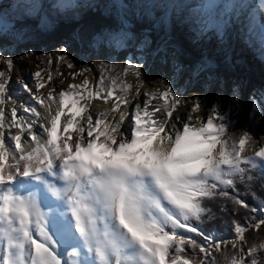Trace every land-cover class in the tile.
<instances>
[{"label":"snow or ice","instance_id":"obj_1","mask_svg":"<svg viewBox=\"0 0 264 264\" xmlns=\"http://www.w3.org/2000/svg\"><path fill=\"white\" fill-rule=\"evenodd\" d=\"M238 6L229 0L225 8ZM255 27L250 15L249 32ZM258 35L264 42V24ZM60 52L55 59L73 69L68 50ZM46 63L50 68L53 58ZM0 64L8 69L0 70V264H262L257 253L264 244L246 253L243 242L249 228L264 225V208L249 205L237 188L238 181L256 179L254 169H264V144L256 150L255 137L245 132L233 140L214 110L194 124L187 114L170 123L153 119L161 109L170 119L181 103L171 88L137 101L125 127L130 113L123 108L132 103L133 86L124 77L131 71L139 79L143 68L134 62L119 72L115 64H102L98 80L82 68L72 74L80 83L44 95L39 90L53 74L38 68L35 91L23 79L17 82L47 115L26 104L20 108L27 115H21L9 87L15 60L0 55ZM160 98L164 103L150 111ZM93 100L113 103L89 110ZM201 107L197 101L191 111ZM248 148L254 155H245ZM48 193L62 203L49 204ZM216 198L259 212V218L235 222L234 238L218 239L200 227L210 211L205 201Z\"/></svg>","mask_w":264,"mask_h":264},{"label":"rangeland","instance_id":"obj_2","mask_svg":"<svg viewBox=\"0 0 264 264\" xmlns=\"http://www.w3.org/2000/svg\"><path fill=\"white\" fill-rule=\"evenodd\" d=\"M182 1L66 0L61 3L60 0H0V5L7 3L6 6L9 9L8 11L4 9L3 12L0 10V14L5 18L7 24V19H11L9 26L6 24L0 34V55L14 58L15 65L21 64L22 67L31 65L34 57L40 70L48 69L53 74V80L47 85L46 90L61 85L64 80L63 76H65L64 72L69 69L55 59L59 54H62L61 49L68 50V58L73 61L74 68L87 67L90 69L89 73L86 74L90 80L103 74L102 64H115L117 65L116 72H119L121 67L128 62L142 65V71L149 69L147 68L149 66H152L151 69L153 67L159 69V72L151 70L147 76L149 81L163 82L164 80L162 81L160 78V72L163 76L165 75L166 79L170 78L171 80L173 74H167L163 71L167 59L175 66L174 72H177L178 84H187L188 87L202 92V97L210 98L208 104H212V100L215 101L216 99L212 96V92H220L218 99H225V111L216 109V113L221 117L224 127L233 140H238L243 133L247 132L255 137L259 143V139L264 136V83H256L238 75L225 78L223 74L217 72L214 61L219 56L234 67L247 70V72L264 71V42L256 40L257 36L255 39L253 36L252 38L246 36L247 27L245 26L248 22L246 16H249L246 14H243V18L240 17L237 24L238 28L234 29L232 26L235 16H230L225 21V28L222 30L224 35L220 33V29H217L211 30L209 37L205 36L206 32L199 31L198 25L196 26L191 17L185 13L186 9ZM197 3L198 6H204L205 0H198ZM113 4L120 11L119 20L122 28L118 31L103 30L98 33L90 32L84 36L76 31L71 35L70 40L43 43L35 40L33 29L24 24L25 21L33 20L39 21L40 26L50 27L60 20L77 22L83 12L98 6H112ZM128 4L130 5L128 6ZM11 7L15 9L18 7L15 10L19 11L17 16L13 10L10 11ZM259 8L264 21L263 3ZM247 11V14L251 12L249 9ZM132 13H136L138 17L146 15L151 20L156 18V14L159 13L154 24V30L160 31L163 28L161 26L164 25L167 27V32H170V28L172 30L174 28L177 33L171 37H168L170 35L167 33V36H162L158 40H154L153 34L148 30L144 33H138L136 32L138 29L128 20L131 19ZM238 14L240 13H236L237 17ZM195 52L203 56L201 62L195 64L188 62V64L183 61L182 55H192ZM47 57L53 58L50 68L46 63ZM0 70L8 71L5 64H0ZM108 71L111 69L109 68ZM16 72H19L23 80L30 86L35 85L33 73L14 69L11 74L10 84L16 86L17 92L27 94L21 90L17 80L14 79V76L20 78ZM124 81L132 85L138 79L130 71L124 77ZM172 93L176 95L177 92L172 90ZM139 94H142L141 91ZM191 99L194 105L200 100L194 94L191 95ZM21 102V104L26 103L23 99ZM17 103L19 102L17 101ZM135 104L136 101L133 102V109ZM226 108L229 110L226 111ZM258 143L255 148L259 147ZM252 150V148L246 149L245 155L250 156ZM253 215L259 218V212ZM260 229H252L245 233L246 240L243 242V247L246 253L251 245L264 244L263 237L256 241L251 236L252 233L256 235ZM213 233L217 235L218 239H230L234 238L235 235L234 232L230 235L226 232ZM248 234H250L249 237H247ZM221 249L228 252L232 251L231 245L225 248L221 244Z\"/></svg>","mask_w":264,"mask_h":264},{"label":"bare ground","instance_id":"obj_3","mask_svg":"<svg viewBox=\"0 0 264 264\" xmlns=\"http://www.w3.org/2000/svg\"><path fill=\"white\" fill-rule=\"evenodd\" d=\"M64 1H66V0H60L61 3H63ZM197 1L196 0H183L182 2H183V5L186 9L185 13L189 17H191V20L193 21V23L196 26L198 25L199 31L206 32L205 36H207V37H209L211 30L214 31L217 29H220V33H222V35H224V32L222 30H224V28H225V26H224L225 21H227V19H229L230 16H235V17H233L234 24L232 25V26H234V29L238 28L237 24L240 21V17H242V18L244 17L243 16V9H244L243 2L245 0H237L239 6L233 8L231 10H226V8H225V5L227 3H229V0H205L204 6L203 5L198 6ZM6 4L7 3L0 5V10L2 12L4 11V9H6L7 11L9 10L6 6ZM263 5H264V3H263ZM239 8H240V10H239ZM16 9L11 7L10 11L13 10V13L17 16V13H19V11L18 10H17L18 12L15 11ZM259 9L254 8V12L253 13L251 12L249 14V15L253 16V18H254L255 26H256L255 31H253L251 33L249 32L248 22H247V25L245 26V27H247V31H246L247 35L246 36H248L250 38H252V36H253L254 39L257 36L256 40H260L259 35H258L259 25L264 24L263 23L264 21H263V18L261 17ZM257 10L259 13L255 12ZM237 12L240 13V14H238L239 15L238 17L236 15ZM246 15H248V14H246ZM9 16H11V15H9ZM246 17H249V16H246ZM8 19H7L8 24L6 23V20H5V26H6V24H7V26H9V24H10L11 19L10 18H8ZM5 26L3 27V29L5 28ZM3 29H2V31H3ZM2 31H1V33H2ZM31 62H32L31 65H29L28 67H22L21 64H16L15 69L18 71H21V72H22V70H25L28 73H34L39 68V64H38V62L35 61L34 57L32 58ZM165 64L166 65H165L163 71H165L164 73H167V74L168 73L173 74L171 80H170V78L166 79L165 75L163 76L161 74V72H160V78L162 81L164 80L163 82H158V81L152 82V81L147 80V76L149 75V73H151V70H154V71L157 70L159 72V69H157L156 67L155 68L153 67L151 69L152 66H149V67H147L149 69H147L146 71H144V70L142 71V75L138 79V81L133 82V84H132L133 87L131 89V93H133V95H130V99H131L132 103H131V105L125 106L123 108L124 111L130 113V115L128 116V119L125 121V127H128L129 122L132 120L131 113L134 111L133 102H135V101L136 102L137 101L143 102L146 98V94L151 93V92H162L166 88H171V89L173 88L172 90L177 92L175 96L180 98L181 103L176 106V110L173 112V116L170 119L167 117V113L164 109H161L160 111L155 112L153 119L159 118L162 121H167L170 123L171 120H175L178 117L183 118L187 114V115H190L193 117V119L191 121H189V123L194 124L197 120L203 119L206 121V118L208 116L213 115V110L215 112H217V110L225 111L224 103H226V102L224 101L225 100L224 98L218 99V95L220 94L219 91L212 92V96H214V98H216V99H215V101L211 99L212 104H208L210 98L207 99L205 97H202V92L197 91L195 88L193 89V88L188 87L187 84H183V85L178 84L177 72H174L175 66L171 63V61L169 62V60L166 59ZM80 69H81L80 67L79 68H73V69H66L64 72L65 76H63L64 80H63L62 84L59 86H56L57 92H59V90H61V89H66L70 84L80 83L82 80L81 77H76V79H73V77H72V74L80 71ZM16 74H18L19 77L21 79H23L19 72H16ZM14 79L18 80V77L14 76ZM98 79H99V76H98V78H96V79L93 78L92 80H98ZM141 82H143V86H141ZM9 87H10L11 92L14 94L16 101L19 102L16 105L19 108V114L27 115V114H24L22 108H20V105L22 103L21 99H23L26 102L25 103L26 105L35 106V107H37L38 111L42 112V114H44V115H47V113L45 112V109L41 105L36 104L35 101H33L31 99V96L29 93H27V94L23 93L22 94V92H17L16 86L12 85V84H10ZM32 87H33V91H35V87L34 86H32ZM46 88H47V86H46ZM46 88L40 89L38 94L44 95L48 91L51 90V89L46 90ZM139 91H141L142 94H139L138 96L134 95V93L139 92ZM193 94L196 95V97H198L200 99L199 102L202 105V107L195 112L191 111L195 107V105L191 102V100H192L191 95H193ZM168 100H169V102H171V100H172L171 95L168 97ZM112 103L113 102L111 100H109V103L107 105H104L102 100H93V101L89 102L88 107H89V110H92L96 106L103 105V109H108L112 106ZM158 103L163 104L164 103L163 98L153 99L151 104L149 105V110L153 111L152 105H155ZM10 106L11 105H9V107ZM53 106L55 107V105H53ZM227 110H229V108L228 109L226 108V111ZM94 119H95V117H94ZM38 130L42 131V129H38ZM161 135H163V133ZM263 138H264V136H263ZM258 144L260 147L261 144H264V140L259 139ZM258 148H256V150H258ZM252 155H254V150H252L250 153V156H252ZM48 196H49V201H48L49 204L62 203V201H58L57 198L52 197L50 193H48ZM42 207L44 208L45 212L51 213L50 207H47L43 204H42ZM0 254H2V253H0ZM68 259H70V258H68Z\"/></svg>","mask_w":264,"mask_h":264},{"label":"trees","instance_id":"obj_4","mask_svg":"<svg viewBox=\"0 0 264 264\" xmlns=\"http://www.w3.org/2000/svg\"><path fill=\"white\" fill-rule=\"evenodd\" d=\"M130 4H128L129 6ZM119 8L116 5L96 7L95 9H89L81 15L77 22L63 21L60 20L50 27L40 26L39 21H25L33 29V37L38 42L51 43L60 42L65 39H71L76 31L80 32L82 36L88 33H98L103 30L118 31L122 28L119 20ZM159 13L156 14V18H148L146 15L138 17L136 13H132L131 19H128L133 26L138 29V33H144L146 30L153 34L154 40H158L160 37L170 35L168 37L175 36L177 33L174 28H170V32H167V27L162 25L160 31L154 30V24ZM22 23V22H21ZM169 30V29H168ZM166 35V36H167ZM191 56V57H190ZM184 62H193V64L201 62L203 56L197 52L187 55H182ZM187 62H186V61ZM189 64V63H188ZM192 64V63H191ZM214 64L216 66L217 72L223 74L226 78L232 76H242L250 81L256 83H264V71L257 70L247 72V70L241 69L239 67H234L224 58L217 56ZM255 72V73H254ZM252 175L256 177L251 182H237V188L239 189L240 197L247 201V203L257 209L264 208V170L258 167L252 171ZM231 191V190H230ZM205 206L210 209L209 213L204 217L203 224L200 225L206 232H226L229 235L234 232L235 222H239L242 225H247L249 223V218L253 216V213L240 208L238 205L234 204L231 200L224 198H216L213 200H206ZM226 209V210H222ZM264 225L258 231L256 235L251 234L256 241L260 238H264ZM252 228L246 231L248 233ZM250 234L247 235L249 237ZM188 254L191 255V249H188ZM200 258H203V253H198ZM217 259H223L219 252L215 253ZM246 260H251V256H246ZM257 259L264 264V250L257 253Z\"/></svg>","mask_w":264,"mask_h":264},{"label":"water","instance_id":"obj_5","mask_svg":"<svg viewBox=\"0 0 264 264\" xmlns=\"http://www.w3.org/2000/svg\"><path fill=\"white\" fill-rule=\"evenodd\" d=\"M5 26V18L0 14V33Z\"/></svg>","mask_w":264,"mask_h":264}]
</instances>
